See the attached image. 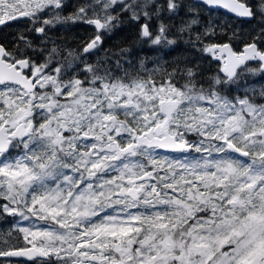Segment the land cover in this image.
<instances>
[{
  "label": "snow or ice",
  "instance_id": "snow-or-ice-1",
  "mask_svg": "<svg viewBox=\"0 0 264 264\" xmlns=\"http://www.w3.org/2000/svg\"><path fill=\"white\" fill-rule=\"evenodd\" d=\"M200 2L261 27L237 52L205 43L226 25L196 31L200 5L183 0H83L68 15L65 0H0V27L31 25L0 42V217L14 220L0 264H264V87L241 83L264 72V0ZM182 9L191 19L164 22ZM125 18L153 45L176 44L175 27L221 68L98 57ZM69 23L92 28L76 48L50 35Z\"/></svg>",
  "mask_w": 264,
  "mask_h": 264
},
{
  "label": "trees",
  "instance_id": "trees-1",
  "mask_svg": "<svg viewBox=\"0 0 264 264\" xmlns=\"http://www.w3.org/2000/svg\"><path fill=\"white\" fill-rule=\"evenodd\" d=\"M82 2L83 0H73L69 5H67L63 15L70 14L72 11H74V7ZM183 2L186 4H193L191 0H183ZM192 15L193 14L187 12V9H182L178 14V17L181 16L180 22L179 18L177 17L174 20V23L171 24L177 25L179 22L180 25L182 21H187L191 19ZM220 18V15L215 17L212 15H202L199 13L200 22L197 25L193 26V28L198 32H203L204 28L207 26L209 21H211L216 26L226 25L223 32L220 31L219 27H217V34L205 40V43H230L232 45L234 44L237 50H240L241 47L244 46L245 42H251L250 37H246L247 40H242V27L240 28L239 26L233 24L230 21H222ZM165 23H167V20L165 21ZM156 24L157 22L153 20V31H155L156 29ZM250 28L251 30H254L255 25L247 23L246 30L250 31ZM233 31H235L239 35V40H229V37L232 35ZM175 32L176 28L172 27V33L169 34L170 39L176 37L174 36ZM91 34L92 28L90 26L81 23H69L64 25H57V27L53 29L52 37L53 39H56L57 42L61 45H66L69 48H76ZM112 34H116V38L114 40H106L105 48H102L101 51L97 53V56L101 58L105 57V50H107L108 55L111 56L114 61L117 56H113L112 54L115 53L119 56L123 67L129 68L134 72L141 69V62H143V66L147 69H153L158 65H164L169 70H171V67H173L177 62L180 61L179 63L181 64V66H183L186 60L192 59H195L200 63L201 69L205 76L214 75L219 71V64L213 60V57L211 55L201 53L198 50L193 49L191 44L186 43L188 39L186 33L183 34V39L177 41L176 44L169 45L166 43H161L159 47H149L147 45H142V40L139 39V25L135 23H132L131 29L128 30V26H126L124 22L121 24L119 29L116 32H112L111 35ZM193 35H195V32L193 33ZM121 49H127V51L121 53ZM256 67L258 66L256 65ZM256 77L257 78L255 79V81H253V83H256L255 89L259 90L261 87H264V72H260L259 74H257ZM247 79L249 78L243 77L242 84L245 83ZM247 84L248 83L246 82V87ZM232 87L234 89L236 88V86ZM243 92L244 89H239L240 95H243ZM233 94L235 95L237 93L233 92ZM3 218L7 219L8 217L5 216ZM11 223L12 221L10 220L5 221L0 218V234L6 233L7 227H10ZM0 260L6 259L0 258ZM22 262L23 264H30V262Z\"/></svg>",
  "mask_w": 264,
  "mask_h": 264
},
{
  "label": "flooded vegetation",
  "instance_id": "flooded-vegetation-1",
  "mask_svg": "<svg viewBox=\"0 0 264 264\" xmlns=\"http://www.w3.org/2000/svg\"><path fill=\"white\" fill-rule=\"evenodd\" d=\"M73 0H71V2H72ZM242 2H243V0H242ZM194 4H198V3H195L194 2ZM200 5V7L203 9V10H205L209 15H212V16H215V17H217L218 15H220L221 16V20L222 21H230V22H232L233 24H235V25H237V26H239L240 28L242 27V28H246V26H247V23H250V22H252L254 19H252L251 21H249V20H247L246 18H239V17H235V16H233V15H231V14H229V13H227V12H223V11H219V10H213V9H210V8H208V7H206V6H204V5H202V4H199ZM218 14V15H217ZM176 18L178 17V15L177 16H175ZM175 18V19H176ZM167 20V19H166ZM165 20V21H166ZM164 21V22H165ZM257 21H258V19H257ZM257 21H256V25H255V28L254 29H256V27H257ZM141 22H143V21H141ZM131 24H132V22H128L127 21V19L125 18V25L126 26H128V30H130L131 29ZM121 26V24L116 28V29H114L112 32H116L118 29H119V27ZM26 27H31V25L27 22V20H26V18H21V19H19V20H17V21H14V22H10V26L9 27H0V42H3L4 40H6V39H8V40H10L11 38H12V34H15V33H18V32H21V31H24V29L26 28ZM111 32V33H112ZM111 33L110 34H106L104 37H103V45H102V48H105V46H106V43H105V41L106 40H108V39H112V40H114L115 38H116V34H112L111 35ZM176 38H177V41H179L180 40V38H179V36L177 35L176 36ZM231 46L233 47V50L234 51H237V52H240V51H242L243 50V47H241V49L240 50H237L236 48H235V46H234V44L232 45L231 44ZM90 59H93V61L96 59V57H91ZM216 63H218V62H216ZM219 64V69H220V63H218ZM255 64H258V62H253V63H250L248 66H252V65H255ZM221 74V73H220ZM222 76V75H221ZM21 261V260H20ZM23 261V260H22Z\"/></svg>",
  "mask_w": 264,
  "mask_h": 264
},
{
  "label": "rangeland",
  "instance_id": "rangeland-1",
  "mask_svg": "<svg viewBox=\"0 0 264 264\" xmlns=\"http://www.w3.org/2000/svg\"><path fill=\"white\" fill-rule=\"evenodd\" d=\"M192 2H193V1H192ZM70 3H71V0H65V4H66V5H69ZM193 4H194V2H193ZM198 10H199V13L202 14V15H209V14H208L205 10H203L201 7H199ZM175 18H176V17H174L171 21H169V20L167 19V14H165V20L167 19V23H174ZM178 18H179V22H180V16H179ZM256 21H257V19H255V21L252 22L251 24L256 25ZM179 22H178V24H177L176 26L179 25ZM260 27H261V25H260L259 21H257V27H256V29H254V30H251V28H250V31H247V30H246L247 26H246L245 29L242 28V40H247L246 37H251L252 35H254L256 32L259 31ZM52 32H53V30H52ZM52 32L50 33L51 36H52ZM171 33H172V28H171V31H170L169 34H171ZM109 34H110V33H109ZM105 35H106V34H105ZM177 35H178V34L175 32V33H174V36H177ZM142 45H147V46H149V47H159V46H160V44H159V45H153V44H151L150 42H147V41H142ZM263 46H264V45H263ZM94 57H96V56H94ZM92 60H93V59H92ZM249 67H251V68H257V67H254L253 65H252V66H249ZM259 73H260V72H259ZM259 73H247V72L245 73L244 77L249 78V79L246 80V82L248 83V84H247V87H248V88H255V86H256L255 84H256V83H253V81H255V79L257 78L256 76H257V74H259ZM241 83H242V80H241ZM233 86H235V85H233ZM0 218H2V219L5 220V221H8V220L12 221L11 226H10V227H7V231H8L9 229L12 228V225H13V223H14V220H13L12 217H8V218H7L8 220L5 219V218H3V217H0ZM16 219H19V218H16ZM23 223H24L25 226H27V222H23ZM13 236H19V239L16 240V239L9 238V242H10V244H16L17 246H24L25 242L23 241L22 234H19V233L13 232ZM0 246L3 247L4 245L0 244ZM1 259H7V258H1ZM11 260H12V259H11ZM12 261H17V260H12ZM23 261H24V260H23ZM25 262H27V261H25Z\"/></svg>",
  "mask_w": 264,
  "mask_h": 264
},
{
  "label": "water",
  "instance_id": "water-1",
  "mask_svg": "<svg viewBox=\"0 0 264 264\" xmlns=\"http://www.w3.org/2000/svg\"><path fill=\"white\" fill-rule=\"evenodd\" d=\"M192 1L195 2V3L201 4L200 0H192ZM202 5H203V4H202ZM204 6L210 8V9H213V10H219V11L227 12V13H229V14H231V15L237 17L234 13H231V12H229L227 9H224V8H222V7H210V6H207V5H204ZM239 18H242V17H239ZM246 19L249 20V21H251V20L248 19V18H246ZM213 59H214L215 62L220 63V68H221L223 62H222L221 60H217V59H215V58H213ZM253 62H256V61H249V62H247V63L249 64V63H253ZM221 75L223 76V73H221ZM11 259H12V260H25V261H27L26 258H15V257H13V258H11Z\"/></svg>",
  "mask_w": 264,
  "mask_h": 264
},
{
  "label": "bare ground",
  "instance_id": "bare-ground-1",
  "mask_svg": "<svg viewBox=\"0 0 264 264\" xmlns=\"http://www.w3.org/2000/svg\"><path fill=\"white\" fill-rule=\"evenodd\" d=\"M181 17V16H180ZM255 21V19L252 21V22H254ZM252 22H250V23H252ZM124 45H125V43H124ZM182 48V47H181ZM178 49H180V48H178ZM142 51H144V50H142ZM148 52V51H147ZM175 53V52H174ZM137 54V53H136ZM148 55V54H147ZM155 59V58H154ZM175 60V59H174ZM174 62H176V61H174ZM173 62V63H174ZM180 62V61H179ZM173 66V65H172ZM175 66V65H174Z\"/></svg>",
  "mask_w": 264,
  "mask_h": 264
}]
</instances>
